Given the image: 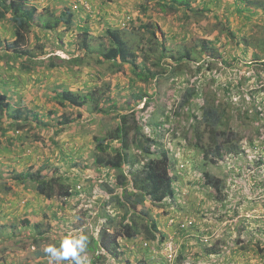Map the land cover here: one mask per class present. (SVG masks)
I'll use <instances>...</instances> for the list:
<instances>
[{"label": "rangeland", "instance_id": "1", "mask_svg": "<svg viewBox=\"0 0 264 264\" xmlns=\"http://www.w3.org/2000/svg\"><path fill=\"white\" fill-rule=\"evenodd\" d=\"M182 1L187 6L174 4L173 11L166 0H27L35 19L54 23L65 11L69 23L53 29L35 21L23 43L7 18L0 20V96L8 97L12 110L39 116L18 124L0 119V169L10 177L4 180L8 190L0 191V264H49L41 257L65 237L113 231L107 218L117 222L122 211L106 190L114 189L116 173L94 162L113 155L110 147L118 143L100 155L95 139L132 111L141 135L159 144L147 157L131 148L128 155L138 162L133 167L165 151L173 162L174 196L158 206L144 204L147 216L135 218L138 235L119 238L122 255L103 256L98 264H264V9L232 0ZM107 31L120 32L135 54L133 64L102 61ZM44 45L56 49L47 52ZM18 50L44 65L23 70ZM53 56L63 62L48 69ZM140 65L156 77L139 82L133 70ZM192 87L198 96L179 108ZM64 90L91 100L80 110L70 108L55 100ZM206 98L226 109L229 130L239 138L215 164L195 147L193 126ZM63 120L68 124L59 125ZM38 170L70 195L48 200L28 180H14ZM205 172L220 179L219 192L203 184ZM150 221L158 231L154 241L145 230ZM90 259L80 253L81 264Z\"/></svg>", "mask_w": 264, "mask_h": 264}, {"label": "trees", "instance_id": "2", "mask_svg": "<svg viewBox=\"0 0 264 264\" xmlns=\"http://www.w3.org/2000/svg\"><path fill=\"white\" fill-rule=\"evenodd\" d=\"M27 0H0V20H7L11 23L14 31V35L18 43H23L26 34L32 27L35 26V21L41 22L40 16H37V11L34 6H26ZM170 3L173 11H176L177 5H186L187 2L182 0H166ZM256 0H232L234 4L245 3L249 5L248 8H261L264 9V3ZM166 4L160 5L164 7ZM238 11V9H237ZM67 13L61 12L59 17L54 23H48L42 21L41 27L59 29V27L69 23L67 19ZM69 26V24H67ZM108 47L103 49V54L100 56L102 61H119L120 65L133 64L135 60V54L124 44L119 31H107ZM85 42V41H83ZM1 46V42H0ZM86 45L84 44V48ZM43 48L47 51H53L55 46L44 45ZM32 53L28 50H18L15 53V58L24 59L21 63L23 70H29L34 66L39 67L44 65V61L38 62L37 60H31ZM53 62H48L45 67L48 69L55 68L63 61L57 57H50ZM9 62V61H7ZM139 67V68H138ZM135 67L133 72L135 78L141 82L146 83L149 79L156 77V73H151L143 65ZM195 87L185 89L179 108L187 106L191 99L198 96ZM140 99V97L138 98ZM55 100L61 104H64L70 108L81 109L84 105H87L91 100V95L80 96L74 92L64 90L59 92L55 96ZM93 108L96 112L102 113L98 110L97 101H94ZM226 109L215 100L206 98L203 101L201 109L200 119L193 126L196 132L195 147L198 148L204 159L209 156L210 163H214L217 159L222 158L223 154L228 151H232L237 148L239 138L237 134L229 130L228 120L226 116ZM7 119L9 123L18 124L27 122L28 119H32L36 122L39 121V116L28 109H11V103L5 95L0 96V119ZM68 124L66 120H63L59 125L65 126ZM200 127L206 132L208 136V143H203V134L199 133ZM141 125L138 121L135 112H129L127 114L120 115L117 124L110 128V131L106 132L103 137L95 139V150L100 155L107 152V146L109 144L118 143L117 147H110L113 155L100 157L96 160V168H108L116 173L114 189L107 186V194L110 195L109 202L114 204L122 211V216L116 222V219L112 217L107 218L110 226L114 225L113 231L110 232L109 228L103 227L97 234V237H87V245L85 247V253L91 255L89 264H98L99 260L104 257L119 258L122 254L119 250V244L117 240L124 238L127 240L134 239L138 235V229L135 222V218L139 215L142 218L147 216V212L143 211V206L146 203L158 206L164 199H172L174 196L173 179L170 175V169L173 162L167 157L165 151H154L158 156L153 158H147L139 168L133 166L137 164V161L130 159L128 155L131 148H135L141 152L143 156H152L150 148L156 146L159 147L156 141H153L149 137L143 136L140 133ZM223 149V150H222ZM128 166L125 172L124 167ZM8 169H0V191H7L6 183L4 180H10L7 174ZM15 181H27L32 184L37 194L50 200L53 198H65L70 195L67 188L60 185L59 181L55 178H47L41 175L40 170L33 174L20 173L14 176ZM202 182L205 186L213 189L215 192L220 191V179L211 176L205 172L202 174ZM114 190H118V193L114 194ZM147 238L150 241L156 240L158 234L156 225L153 221H150V227L146 228ZM154 232V233H153ZM164 236L161 234L160 239ZM89 242H91L89 244ZM160 243V241H159ZM48 260L49 256L45 255L41 257V260ZM61 264H70V261H62Z\"/></svg>", "mask_w": 264, "mask_h": 264}, {"label": "clouds", "instance_id": "3", "mask_svg": "<svg viewBox=\"0 0 264 264\" xmlns=\"http://www.w3.org/2000/svg\"><path fill=\"white\" fill-rule=\"evenodd\" d=\"M85 236L65 237L59 248L49 246L46 252L49 254V264H61L62 261H70V264H81L80 253L86 247Z\"/></svg>", "mask_w": 264, "mask_h": 264}]
</instances>
